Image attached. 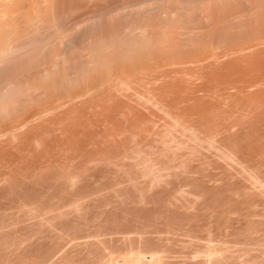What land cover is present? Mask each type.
<instances>
[{
  "label": "rangeland",
  "instance_id": "374dc122",
  "mask_svg": "<svg viewBox=\"0 0 264 264\" xmlns=\"http://www.w3.org/2000/svg\"><path fill=\"white\" fill-rule=\"evenodd\" d=\"M57 1L0 56V264H264V0Z\"/></svg>",
  "mask_w": 264,
  "mask_h": 264
},
{
  "label": "bare ground",
  "instance_id": "6f19581e",
  "mask_svg": "<svg viewBox=\"0 0 264 264\" xmlns=\"http://www.w3.org/2000/svg\"><path fill=\"white\" fill-rule=\"evenodd\" d=\"M62 1V0H61ZM181 1V0H180ZM199 1H201V0H199ZM229 1V0H228ZM246 1V0H245ZM248 1V0H247ZM260 1V0H259ZM57 0H0V56H2L3 54H5V50H6V46H8V44H11V43H13L12 41H16L17 39H15V36H16V38H18L19 39V37L17 36V33L19 32L18 30V28H20L19 26H21V23H20V21H19V19L21 20V22H23L24 23V25L23 26H25V25H27V27H31L32 28V30L33 31H35V33L36 32H39L42 28H43V25L44 24H46V23H51V24H55V22L57 21V22H59L60 20H58L60 17L58 16V14H56L57 12H56V8H58V5H60V4H58L57 5ZM75 2V1H74ZM91 2V1H90ZM196 2H197V0H196ZM195 2V3H196ZM220 2V1H219ZM242 2H243V0H242ZM248 2H250V0L248 1ZM70 3H72V2H70ZM85 3V2H84ZM162 3V2H161ZM183 3V2H182ZM181 3V4H182ZM186 3H188V2H186ZM190 3H192V2H190ZM210 3V2H209ZM228 3V2H227ZM233 3V2H232ZM253 3H255V2H253ZM257 3V2H256ZM73 4V3H72ZM79 4V3H78ZM174 4V3H173ZM200 4V3H199ZM208 4V3H207ZM216 4V3H215ZM231 4V3H230ZM241 4V3H240ZM246 4H247V2H246ZM245 4V5H246ZM259 4H260V2H259ZM262 4V3H261ZM71 5V4H70ZM87 5V4H86ZM88 5H90L89 3H88ZM176 5V4H175ZM192 5V4H191ZM195 5V4H194ZM202 5V4H201ZM211 5V4H210ZM253 5V4H252ZM61 6V5H60ZM173 6V5H172ZM179 6H180V4H179ZM205 6V5H204ZM213 6V5H212ZM239 6V5H238ZM243 6V5H242ZM260 6V5H259ZM262 6V5H261ZM264 6V5H263ZM63 7V6H62ZM79 7V6H78ZM159 7V6H158ZM219 7V6H218ZM241 7V6H240ZM253 7H255V6H253ZM67 8V7H66ZM141 8V7H140ZM139 8V9H140ZM146 8H147V6H146ZM149 8V7H148ZM155 8V7H154ZM172 8V7H171ZM170 8V9H171ZM175 8V7H174ZM179 8V7H178ZM185 8V7H184ZM202 8V7H201ZM242 8V7H241ZM245 8V7H244ZM256 8H257V6H256ZM260 8V7H259ZM65 9V8H64ZM76 9H77V6H76ZM134 9H136V8H134ZM204 8H202V10H203ZM235 9V8H234ZM248 9H249V7H248ZM247 8L245 9V10H248ZM255 9V8H254ZM253 9V10H254ZM69 10V9H68ZM186 10H187V7H186ZM243 10V9H242ZM241 10V11H242ZM259 10V9H258ZM65 11V10H64ZM161 11H163V9L161 10ZM167 11H170V10H167ZM188 11V10H187ZM190 11V10H189ZM236 11V10H235ZM250 11V10H249ZM255 11V10H254ZM61 12V11H60ZM68 12V11H67ZM78 12V11H77ZM134 12V11H133ZM164 12V11H163ZM166 12V11H165ZM182 12V11H181ZM193 12V11H192ZM194 12H195V10H194ZM198 12V11H197ZM243 12H245V11H243ZM260 12V11H259ZM142 13V12H141ZM155 13H157V12H155ZM159 13V12H158ZM168 13V12H167ZM172 13H173V11H172ZM177 13V12H176ZM188 13V12H187ZM187 13H186V15H187ZM196 13V12H195ZM231 13H233V12H231ZM239 13H240V11H239ZM64 14L66 15V13L64 12ZM69 14V13H68ZM70 14H72V12L70 13ZM134 14V13H133ZM152 14V13H151ZM164 14V13H163ZM179 14H180V11H179ZM183 14H185L184 13V11H183ZM235 14V13H234ZM241 14V13H240ZM244 14V13H243ZM248 14H251V11H250V13L248 12ZM258 14V13H257ZM63 15V14H62ZM135 15V14H134ZM150 15V14H149ZM148 15V16H149ZM193 15V14H192ZM206 15H208V14H206ZM205 15V16H206ZM237 15V14H236ZM245 15H246V13H245ZM256 14H254V16H255ZM64 16V15H63ZM153 16V15H152ZM156 16V15H155ZM183 16V15H182ZM234 16V15H233ZM232 16V17H233ZM254 16H252V17H254ZM260 16V15H259ZM263 16V15H262ZM66 17V16H65ZM64 17V18H65ZM72 17V16H71ZM112 17V16H111ZM138 17V16H137ZM157 17V16H156ZM162 17V16H161ZM164 17V16H163ZM185 17V16H184ZM184 17H183V19H184ZM237 17H238V15H237ZM236 17V18H237ZM250 17H251V15H250ZM256 18H257V16H255ZM63 18V19H64ZM113 18H114V16H113ZM130 18V17H129ZM145 18V17H144ZM242 18V17H241ZM243 18H245V16L243 17ZM247 18V17H246ZM24 19V21H22ZM68 19V18H67ZM133 19V18H132ZM142 19V18H141ZM178 19V18H177ZM187 19V18H186ZM204 19V18H203ZM248 19V18H247ZM246 19V20H247ZM252 19V18H251ZM250 19V20H251ZM66 20V19H65ZM148 20V19H147ZM153 21H154V19H152ZM165 20V19H164ZM173 20V19H172ZM175 20V19H174ZM239 20V19H238ZM249 20V19H248ZM253 20H255V19H253ZM19 21V22H18ZM62 21V20H61ZM113 21H114V19H113ZM130 21V20H129ZM166 21V20H165ZM132 22V21H131ZM133 22H135V21H133ZM133 22H132V25H133ZM139 22V21H138ZM144 22V21H143ZM142 22V23H143ZM152 22V21H151ZM159 22V21H158ZM157 22V23H158ZM163 22V21H162ZM162 22H160V23H162ZM174 22V21H173ZM182 22V21H181ZM189 22V21H188ZM90 23H91V21H90ZM92 23H94V22H92ZM91 23V24H92ZM121 23V22H120ZM125 23V22H124ZM124 23H122V24H124ZM147 23V22H146ZM150 23V22H149ZM165 23V22H164ZM176 23V22H175ZM18 24H20L19 26H18ZM47 24V25H48ZM51 24H49V25H51ZM64 24V23H63ZM136 24V23H135ZM137 24H139V23H137ZM144 24V23H143ZM156 24V23H155ZM178 24V23H177ZM183 24V23H182ZM47 25H45L46 27H47ZM57 25H58V23H57ZM88 25H90V24H88ZM105 25V24H104ZM113 25H115L114 23H113ZM146 25V24H145ZM160 25V24H159ZM167 25V24H166ZM173 25V24H172ZM106 26H108V25H106ZM136 26V25H135ZM140 26V25H139ZM153 26V25H152ZM168 26V25H167ZM174 26V25H173ZM29 27V28H30ZM49 27V26H48ZM134 27V26H133ZM158 27V26H157ZM169 27V26H168ZM219 27V26H218ZM22 28V27H21ZM26 28V27H25ZM89 28V27H88ZM90 28H92V27H90ZM126 28V27H125ZM132 28V27H131ZM141 28V27H140ZM143 28V27H142ZM141 28V29H142ZM146 28V27H145ZM153 28H155V27H153ZM162 28V27H161ZM175 28V27H174ZM179 28V27H178ZM24 29V28H23ZM23 29H21V30H23ZM27 29V28H26ZM56 29V28H55ZM169 29H171V28H169ZM169 29H167V30H169ZM181 29V28H180ZM260 29H261V27H260ZM43 30H44V28H43ZM56 30H58V29H56ZM61 30V29H60ZM63 30V29H62ZM102 30H104V29H102ZM106 30V29H105ZM129 30V29H128ZM143 30V29H142ZM149 30H150V28H149ZM151 30H153V29H151ZM174 29H172V31H173ZM184 30V29H183ZM83 31H84V29H83ZM88 31H90V30H88ZM122 31V30H121ZM134 31V30H133ZM137 31V30H136ZM135 31V33H137ZM148 31V30H147ZM154 31V30H153ZM170 31V30H169ZM181 31V30H180ZM58 32H59V30H58ZM81 32V31H80ZM143 32V31H142ZM167 32V31H166ZM21 32H19V34H20ZM26 33V32H25ZM53 33V32H52ZM51 33V34H52ZM85 33V32H84ZM103 33V32H102ZM125 33V32H124ZM131 33V32H130ZM162 33V32H161ZM171 33V32H170ZM176 33V32H175ZM174 33V34H175ZM183 33V32H182ZM185 33H186V31H185ZM18 34V35H19ZM81 34V33H80ZM100 34H101V32H100ZM110 34V33H109ZM120 34V33H119ZM127 34V33H126ZM132 34V33H131ZM130 34V35H131ZM143 34H145V33H143ZM146 34H147V32H146ZM59 35H61V34H59ZM86 35H87V33H86ZM91 35V34H90ZM89 35V36H90ZM95 35V34H94ZM124 35V34H123ZM129 35V34H128ZM132 35H134V34H132ZM131 35V36H132ZM138 35V34H137ZM155 35V34H154ZM159 35V34H158ZM161 35V34H160ZM179 35V34H178ZM181 35V34H180ZM64 36V35H63ZM83 36H85V35H83ZM82 36V37H83ZM127 36V35H126ZM131 36H130V38H131ZM141 36V35H140ZM148 36V35H147ZM165 36V35H164ZM182 36V35H181ZM246 36V35H245ZM245 36H243V37H245ZM66 37V36H65ZM92 37V36H91ZM90 37V38H91ZM120 37V36H119ZM133 37V36H132ZM137 37V36H136ZM163 37V36H162ZM168 37H170V36H168ZM20 38H22L21 36H20ZM62 38V37H61ZM104 38H106V36L104 37ZM121 38V37H120ZM145 38V37H144ZM172 38V37H171ZM175 38V37H174ZM246 38V37H245ZM58 39V38H57ZM85 39V38H84ZM99 39V37L97 38V41H99L98 40ZM119 39V38H118ZM181 39V38H180ZM243 39V38H242ZM67 40H68V37H67ZM82 40H83V38H82ZM114 40V39H113ZM128 40H129V38H128ZM142 40V39H141ZM146 40V39H145ZM156 40V39H155ZM235 40V39H234ZM240 40V39H239ZM238 40V41H239ZM80 41V40H79ZM112 41V40H111ZM111 41H110V43H111ZM138 41H139V39H138ZM158 41V40H157ZM232 41V40H231ZM238 41H235L234 43H237ZM241 41V40H240ZM239 41V42H240ZM259 41H260V39H259ZM73 42V41H72ZM89 42V41H88ZM88 42H87V44H88ZM91 42V41H90ZM94 42H95V40H94ZM115 42V41H114ZM113 42V43H114ZM127 42V41H126ZM120 43H121V41H120ZM125 43V42H124ZM139 43V42H138ZM257 43V42H256ZM259 43V42H258ZM81 44V43H80ZM90 44V43H89ZM130 44V43H129ZM168 44V43H167ZM180 44V43H179ZM178 44V45H179ZM218 44V43H217ZM220 44V43H219ZM229 44V43H228ZM227 44V45H228ZM230 44H231V42H230ZM245 44V43H244ZM254 44V43H253ZM260 44H262V43H260ZM71 45V44H70ZM84 45V44H83ZM95 45V44H94ZM116 45V44H115ZM122 45H124V44H122ZM134 45V44H133ZM156 45V44H155ZM155 45H154V47H155ZM159 45V44H158ZM166 45V44H165ZM221 45H225V44H222V42H221ZM235 45V44H234ZM242 45V44H241ZM258 45V44H257ZM55 46V45H54ZM90 46V45H89ZM92 46V45H91ZM96 46V45H95ZM105 46V45H104ZM111 46V45H110ZM126 46V45H125ZM131 46V45H130ZM143 46V45H142ZM189 46V45H188ZM217 46V45H216ZM220 46V45H219ZM230 46V45H229ZM243 46V45H242ZM242 46L240 47V48H238V49H240L241 50V48H242ZM260 46V45H259ZM258 46V47H259ZM121 47V46H120ZM127 47V46H126ZM129 47V46H128ZM141 47V46H140ZM153 47V46H152ZM157 47V46H156ZM165 46H163V48H164ZM167 47V46H166ZM175 47V46H174ZM231 47H232V45H231ZM237 47H239V44H238V46ZM244 47V46H243ZM247 49H248V44H247ZM89 48H91V47H89ZM104 48H106V47H104ZM113 48V47H112ZM133 48V47H132ZM135 48V47H134ZM133 48V49H134ZM137 48V47H136ZM160 48V47H159ZM178 48V47H177ZM176 48V49H177ZM190 48V47H189ZM219 48H221V46L219 47ZM224 48V47H223ZM228 48V47H227ZM264 48V47H263ZM9 49V48H8ZM96 49V48H95ZM103 49V48H102ZM101 49V50H102ZM108 49H110V48H108ZM108 49H106V50H108ZM122 49V48H121ZM170 49V48H169ZM168 49V50H169ZM184 49V48H183ZM230 49V48H229ZM232 49V48H231ZM244 49H245V47H244ZM252 49V48H251ZM262 49V48H261ZM98 50V49H97ZM113 50H115V49H113ZM129 50V49H128ZM165 50H167L166 48L164 49V51ZM180 50H182V48H180ZM242 50H243V48H242ZM254 50V49H253ZM257 50V49H256ZM260 49H258V51H259ZM264 50V49H263ZM8 51V50H7ZM99 51V50H98ZM110 51H112V49L110 50ZM140 51V50H139ZM174 51V50H173ZM172 51V53L173 54H171L172 56H174L175 54V51L173 52ZM177 51V50H176ZM236 51V50H235ZM246 51V50H245ZM106 52H109V51H106ZM124 52V51H123ZM122 52V53H123ZM131 52H132V50H131ZM154 52H155V50H154ZM162 52V51H161ZM171 52V51H170ZM178 52V51H177ZM176 52V53H177ZM195 52V51H194ZM196 52H197V50H196ZM237 52H239V51H237ZM243 53H244V51H242ZM95 53H97V52H95ZM104 53H105V51H104ZM142 53V52H141ZM141 53H138V54H141ZM152 53H153V51H152ZM158 53V52H157ZM180 53H182V52H180ZM199 53V52H198ZM201 53V52H200ZM203 53H204V51H203ZM236 53V52H235ZM248 53H250V55H252L251 54V52H248ZM247 53V54H248ZM253 53V52H252ZM263 53V52H262ZM261 53V54H262ZM97 54H99V53H97ZM100 54H102V53H100ZM112 54V53H111ZM115 54H116V52H115ZM154 54V53H153ZM165 54H168V53H165ZM186 54V53H185ZM192 54V53H191ZM194 54V53H193ZM196 54V53H195ZM205 54V53H204ZM203 54V55H204ZM208 54V53H207ZM229 54V53H228ZM245 54V53H244ZM255 54V53H254ZM107 55V54H106ZM118 55V54H117ZM125 55V54H124ZM171 55H169L168 57L169 58H165V61H166V63L165 62H163L164 60H162V62L164 63V65L165 66H167L168 64V66H171L170 65V63L172 62V61H174V60H172V58H174V57H172ZM176 55H179V54H176ZM175 55V60L176 59H178V57ZM200 55V54H199ZM198 55V56H199ZM206 55V54H205ZM223 55H225V53H223ZM241 55H243V54H241ZM8 56V55H7ZM93 56V55H92ZM99 56V55H98ZM110 56V55H109ZM146 56V55H145ZM183 55H181L180 57H182ZM236 56V55H235ZM240 56V55H239ZM257 56H260V55H257ZM2 57H4V56H2ZM88 57H90V56H88ZM96 57V56H95ZM106 57H108V56H106ZM122 57V56H121ZM148 57V56H147ZM156 57H158L157 56V54H156ZM171 57V58H170ZM177 57V58H176ZM184 57V56H183ZM182 57V58H183ZM189 57V56H188ZM191 58L193 57V56H190ZM189 57V58H190ZM204 57V56H203ZM224 57V56H223ZM222 57V58H223ZM228 57V56H227ZM231 57V56H230ZM237 57V56H236ZM246 57H247V55H246ZM249 57V56H248ZM256 57V56H255ZM8 58V57H7ZM105 58V57H104ZM124 58H126L125 56H124ZM135 58H136V56H135ZM138 58V57H137ZM151 58H153V57H151ZM188 58V59H189ZM193 58H196V57H193ZM235 57L233 56V59H234ZM3 59V58H2ZM98 59V58H97ZM106 59V58H105ZM143 59V58H142ZM149 59V58H148ZM161 59H164V57H161ZM167 59H168V64H167ZM187 59V58H186ZM207 59V58H206ZM205 59V60H206ZM208 59H212L211 57H209ZM225 59V58H224ZM64 60H65V58H64ZM116 60V59H115ZM172 60V61H171ZM182 60V59H181ZM180 59H179V61H181ZM194 60V59H193ZM199 60H200V58H199ZM202 60V59H201ZM204 60V59H203ZM221 60V59H220ZM223 60V59H222ZM0 61H1V59H0ZM3 61V60H2ZM1 61V62H2ZM106 61V60H105ZM125 61H128V59L127 60H125ZM130 61V60H129ZM152 60H150V62H151ZM159 61H161V60H159ZM183 61H185V59L183 60ZM196 61H198L197 59L195 60V62ZM212 61V60H211ZM210 61V62H211ZM225 61H227V60H225ZM230 61V60H229ZM111 62V61H110ZM119 62V61H118ZM135 62V61H134ZM137 62V61H136ZM187 62H191V60L190 61H187ZM207 62V61H206ZM217 62V61H216ZM56 63V62H55ZM78 63V62H77ZM82 63V62H81ZM92 63V62H91ZM96 63H97V60H96ZM120 63V62H119ZM123 63V65H118V66H120V67H118L117 66V68H116V71L118 72H116L117 73V75H119L120 73H123V72H126V73H131L132 71L131 70H133V68H132V66L134 67V65H131L132 63H124V62H122L121 61V63L120 64H122ZM142 63L144 64L145 62H143L142 61ZM153 63V62H152ZM173 63V62H172ZM171 63V64H172ZM185 63V62H184ZM202 63V62H201ZM207 63H209V61L207 62ZM212 63V62H211ZM235 63V62H234ZM51 64V63H50ZM143 64L142 65H140V66H142L143 68L147 65V63L143 66ZM155 64H157L158 65V63H155ZM175 64V63H174ZM180 64V63H179ZM183 64V63H182ZM181 64V65H182ZM199 64V63H198ZM197 64V65H198ZM215 64H217V63H215ZM221 64H222V62H221ZM48 65V64H47ZM89 65V64H88ZM93 65V64H92ZM137 65L139 66V63H137ZM151 65V64H150ZM161 65V64H160ZM159 65V66H160ZM191 65V64H190ZM223 65V64H222ZM226 65H227V63H226ZM37 66H39V65H37ZM44 66V65H43ZM57 66V65H56ZM77 66V65H76ZM104 66V65H103ZM103 66H101V67H103ZM153 66V68L155 69L157 66H155L154 67V65H152ZM158 66V67H159ZM165 66H160V68L161 69H163V68H166ZM175 66V65H174ZM189 66V65H188ZM208 66V65H207ZM96 67H98V66H96ZM95 67V68H96ZM105 67H106V65H105ZM109 67V66H108ZM116 67V66H115ZM150 67V66H149ZM177 67V66H176ZM191 67V66H190ZM210 67H211V65H210ZM209 67V68H210ZM85 68V67H84ZM88 68V67H87ZM104 68V67H103ZM102 68V69H103ZM112 68V67H111ZM119 68V69H118ZM153 68H151L152 70H153ZM160 68H158V69H160ZM171 68V67H170ZM182 68H183V66H182ZM214 68V67H213ZM66 69V68H65ZM83 69V68H82ZM89 69H92V68H89ZM118 69V70H117ZM146 69H147V67H146ZM180 69H181V67H180ZM47 70V69H46ZM50 70V69H49ZM61 70V69H60ZM67 70V69H66ZM66 70H64L65 72H66ZM95 70H97V69H95ZM99 70H100V68H99ZM98 70V71H99ZM138 70V69H137ZM136 70V71H137ZM140 70H141V67H140ZM149 70H150V68H149ZM152 70H150V71H152ZM156 71H158L157 69H155ZM155 70L153 71V72H155ZM170 70V69H169ZM175 70V68L173 69V71ZM178 70V69H177ZM183 70V69H182ZM193 70V69H192ZM84 71V70H83ZM112 71V70H111ZM123 71V72H122ZM134 71V70H133ZM146 71V70H145ZM145 71H144V73H145ZM150 71H148V72H150ZM189 71V70H188ZM191 71V70H190ZM209 71V70H208ZM236 71H238V70H236ZM81 73H82V71H80ZM101 73H102V71H100ZM107 72H108V68H107ZM183 72V71H182ZM186 72V71H185ZM194 72V71H193ZM35 73V72H34ZM56 73V72H55ZM62 73H63V78H61V79H67L68 78V75H67V73L65 74L63 71H62ZM77 73V72H76ZM84 73H87V72H85L84 71ZM111 73V72H110ZM113 74H115L114 72H112ZM126 73H124V74H121V76H125L126 75ZM134 73H136V72H134ZM139 73H141V72H139ZM166 73V72H165ZM174 73H176V70H175V72ZM192 73V72H191ZM74 74V73H73ZM79 74V73H78ZM88 74V73H87ZM94 74V73H93ZM99 74V73H98ZM105 74V73H104ZM107 74V73H106ZM138 74V73H137ZM150 74V73H149ZM36 75H37V73H36ZM89 75V74H88ZM96 75V77L98 76L97 74H95ZM95 75H92V76H95ZM109 75V74H108ZM108 75H103L104 77H99V76H102V75H99L98 76V78H95L94 80H96V83H98L99 82V84L101 83V85L103 84V86L104 85H109L110 86V84H109V82H111V81H113L114 80V78H113V80H112V78H111V75H110V77L108 76ZM117 75H116V77H117ZM133 75V74H132ZM169 75H171V74H169ZM179 75V74H178ZM32 76H33V74H32ZM115 76V75H114ZM120 76V75H119ZM185 76H186V74H185ZM5 77V76H4ZM55 77V76H54ZM74 77H78V76H74ZM126 78H127V76H125ZM124 77V78H125ZM128 77H130V75L128 76ZM34 78V77H33ZM50 79H51V76L49 77ZM59 78V77H58ZM84 78H86V77H84ZM92 77H90V79H91ZM94 78V77H93ZM123 78V79H124ZM148 78V77H147ZM177 78V77H176ZM185 78V77H184ZM39 78H37V80H38ZM43 79V78H42ZM61 79H60V81H61ZM178 79V78H177ZM176 79V80H177ZM180 79V78H179ZM8 80V79H7ZM51 80H53V79H51ZM78 80V79H77ZM93 80V79H92ZM99 80V81H98ZM131 80V79H130ZM144 80V79H143ZM152 80V79H151ZM184 80H186V79H184ZM50 81V80H49ZM53 81H55V80H53ZM68 81V80H67ZM76 81V80H75ZM90 81V80H89ZM36 82V81H35ZM34 82V83H35ZM43 82V81H42ZM72 82V81H71ZM86 82V81H85ZM84 82V86H85V84L87 85L88 83H85ZM169 82V81H168ZM3 83V82H2ZM73 83V82H72ZM94 81H93V86H95L94 85ZM170 83V82H169ZM69 84H71V83H69ZM99 84H96L97 86L99 85ZM163 84V83H162ZM168 84V83H167ZM5 85H7V84H5ZM4 85V86H5ZM60 85V84H59ZM100 85V86H101ZM4 86H3V88H4ZM70 86H72V85H70ZM77 86H79V84L77 85ZM102 86V87H103ZM167 86V85H166ZM62 87V86H61ZM83 87V86H82ZM91 87V86H90ZM89 87V88H90ZM104 87H106V86H104ZM108 87V86H107ZM152 87V86H151ZM157 87V86H156ZM42 88V87H41ZM79 88V87H78ZM85 88H86V86H85ZM88 88V89H89ZM94 87H92V89H93ZM155 88V87H154ZM223 88V87H222ZM222 88H220V89H222ZM229 88V87H228ZM227 88V89H228ZM1 89H2V87H1ZM0 89V90H1ZM73 89V88H72ZM87 89V88H86ZM95 89V88H94ZM97 89V88H96ZM143 89V88H142ZM141 89V90H142ZM167 89V88H166ZM224 89H225V87H224ZM234 89V88H233ZM5 90V89H4ZM80 90V89H79ZM150 90V89H149ZM158 90H160V89H158ZM232 90V89H231ZM230 89H229V91H231ZM2 91V90H1ZM78 91V90H77ZM91 91V90H90ZM6 92V91H5ZM11 92V91H10ZM72 92V91H71ZM79 92V91H78ZM88 92V91H87ZM225 92L227 93V91L225 90ZM76 93V92H75ZM157 93H159V92H157ZM164 93V92H163ZM72 94V93H71ZM70 94V95H71ZM81 94V93H80ZM166 94V93H165ZM164 94V95H165ZM229 94V93H228ZM231 94V93H230ZM234 94H236V93H234ZM29 95V94H28ZM61 95V94H60ZM65 95V94H64ZM68 95V94H67ZM12 96V95H11ZM47 96V95H46ZM72 96V95H71ZM160 96H162V95H160ZM239 96V95H238ZM30 97V96H29ZM77 97V96H76ZM87 97V96H86ZM8 98V97H7ZM34 98V97H33ZM38 98V97H37ZM36 98V99H37ZM45 98V97H44ZM78 98V97H77ZM162 98H165V97H162ZM227 98V97H226ZM225 98V99H226ZM230 98V97H229ZM2 99V98H1ZM5 99H6V96H5ZM30 99H31V97H30ZM73 99V98H72ZM233 99V98H232ZM239 99V98H238ZM240 99L242 100V98H241V96H240ZM8 100V99H7ZM20 100V99H19ZM61 100V99H60ZM65 100V99H64ZM63 100V101H64ZM231 100V99H230ZM235 100H237V99H235ZM2 101V100H1ZM41 101V100H40ZM67 101V100H66ZM77 101V100H76ZM233 102H234V100H232ZM243 101V100H242ZM241 101V102H242ZM3 102V101H2ZM5 102V101H4ZM9 102V101H8ZM26 102V101H25ZM34 102V101H33ZM47 102V101H46ZM172 102H174V101H172ZM230 103H231V101H229ZM237 102V101H236ZM6 103V102H5ZM19 103V102H18ZM17 103V104H18ZM22 103H24V102H22ZM235 103V102H234ZM28 104H30V102L28 103ZM174 104H175V102H174ZM238 104V103H237ZM244 103H242V105H243ZM246 104V103H245ZM24 105V104H23ZM40 105H42V104H40ZM170 105H171V103H170ZM235 105V104H234ZM12 106V105H11ZM16 106V105H15ZM29 106V105H28ZM36 106H37V104H36ZM247 106V105H246ZM249 106V105H248ZM13 107V106H12ZM18 107V106H17ZM24 107V106H23ZM160 107V106H159ZM226 107V106H225ZM227 107H228V105H227ZM230 107V106H229ZM236 107V106H235ZM238 107H239V105H238ZM245 107V106H244ZM2 108V107H1ZM10 108V107H9ZM161 108V107H160ZM232 108V107H231ZM231 108H229V109H231ZM243 108V107H242ZM11 109V108H10ZM15 109V108H14ZM25 109V108H24ZM37 109V108H36ZM35 109V110H36ZM227 109V108H226ZM238 109V108H237ZM241 109V108H240ZM239 109V110H240ZM21 110V109H20ZM19 110V111H20ZM28 110V109H27ZM162 110V109H161ZM190 110V109H189ZM233 110V109H232ZM5 111V110H4ZM246 111V110H245ZM248 111V110H247ZM6 112H7V110H6ZM37 112V111H36ZM190 112V111H189ZM192 112V111H191ZM196 112V111H195ZM208 112V111H207ZM230 112V111H229ZM228 112V113H229ZM239 112V111H238ZM250 113L249 114H251V111H249ZM11 113V112H10ZM13 113V112H12ZM162 113V112H161ZM211 113H213V112H211ZM218 113V112H217ZM225 113H227V111H225ZM247 113V112H246ZM33 114V113H32ZM38 114H40V113H38ZM220 114V113H219ZM189 115H190V113H189ZM221 115V114H220ZM225 115H227V114H225ZM236 115H237V113H236ZM235 115V116H236ZM1 116V115H0ZM14 116V115H13ZM29 116V115H28ZM33 116H35V115H33ZM194 116V115H193ZM203 116V115H202ZM207 116V115H206ZM212 116V115H211ZM228 116V115H227ZM242 116H245V115H242ZM17 117V116H16ZM22 117V116H21ZM26 117V116H25ZM214 117V116H213ZM217 117V116H216ZM218 117H220V116H218ZM225 117V116H224ZM223 117V118H224ZM239 117H240V115H239ZM242 118V117H241ZM244 118V117H243ZM15 119V118H14ZM17 119V118H16ZM19 119V118H18ZM35 119V118H34ZM210 119H211V117H210ZM209 119V120H210ZM245 119V118H244ZM13 120V119H12ZM22 120V119H21ZM196 120V119H195ZM207 120V119H206ZM214 121H215V118L213 119ZM188 121H190V120H188ZM201 121V120H200ZM217 121V120H216ZM220 121V120H219ZM231 121V120H230ZM244 121V120H243ZM31 122V121H30ZM192 122H194V118H193V121ZM197 122H199V120L197 121ZM236 122V121H235ZM250 122V121H249ZM186 123H190V122H186ZM207 123V122H206ZM210 123H212V122H210ZM221 123V121L219 122V124ZM237 123H238V121H237ZM236 123V124H237ZM248 123V122H247ZM183 124V123H182ZM192 124V123H191ZM203 124V123H202ZM208 124V123H207ZM215 124V123H214ZM219 124H217V125H219ZM228 124V123H227ZM232 124V123H231ZM10 125V124H9ZM12 125V124H11ZM13 125H14V123H13ZM194 125H195V123H194ZM197 125H198V123H197ZM210 125V124H209ZM216 125V124H215ZM216 125V126H217ZM0 126H1V124H0ZM211 126V125H210ZM219 126H221V125H219ZM243 126V125H242ZM241 126V127H242ZM12 127H14V126H12ZM193 127V126H192ZM213 127V126H212ZM228 127V126H227ZM236 127V126H235ZM9 128H11V126L9 127ZM195 128V127H194ZM197 128H199V127H197ZM200 128H202V129H205L206 130V128H203V127H200ZM211 128V127H210ZM218 128V127H217ZM220 128H222V127H220ZM5 129V128H4ZM8 129V128H7ZM223 129H224V127H223ZM228 129V128H227ZM234 129V128H233ZM6 130V129H5ZM171 130V129H170ZM189 130H191V129H189ZM211 130V129H210ZM225 130V129H224ZM240 130V129H239ZM243 130V129H242ZM8 131V130H7ZM13 131V130H12ZM173 131H174V129H173ZM201 131V130H200ZM236 131V130H235ZM241 131V130H240ZM6 132V131H5ZM11 132V131H10ZM183 132V131H182ZM195 133H196V131H194ZM222 132V131H221ZM221 132H219V133H221ZM238 132V131H237ZM247 132V131H246ZM205 133V132H204ZM242 133V132H241ZM241 133H238V134H241ZM185 134V133H184ZM187 134V133H186ZM212 134V133H211ZM218 134V133H217ZM225 134V133H224ZM235 134V133H234ZM215 135V134H214ZM232 135V134H231ZM248 135H250V134H248ZM147 136H149V135H147ZM183 136V135H182ZM187 136V135H186ZM195 136V135H194ZM242 136V135H241ZM154 137V136H153ZM220 137V136H219ZM228 136L226 135V138H227ZM229 137H230V135H229ZM245 137V136H244ZM251 137V136H250ZM185 138V137H184ZM195 138V137H194ZM233 138V137H232ZM231 137H230V139H232ZM236 138L238 139V137H237V135H236ZM242 138V137H241ZM253 138V137H252ZM256 138V137H255ZM150 139V138H149ZM198 139V138H197ZM225 139V138H224ZM223 139V140H224ZM229 139V140H230ZM237 139H235V140H237ZM153 140V139H152ZM175 140H177V138L175 139ZM195 140V139H194ZM211 140H212V137H211ZM210 140V141H211ZM215 140H217V139H215ZM221 140V139H220ZM222 140V141H223ZM226 140V139H225ZM229 140L228 141H225V145H226V142H229ZM233 140H234V138H233ZM240 140V139H239ZM196 141V140H195ZM194 141V142H195ZM213 141V140H212ZM218 141H219V139H218ZM222 141L220 142L221 144H222ZM165 143H166V141H164ZM172 142V141H171ZM207 142V141H206ZM237 142V141H236ZM196 143V142H195ZM219 143V144H220ZM240 143H242L241 142V140H240ZM239 143V147H240V144ZM169 144V143H168ZM180 144V143H179ZM204 144V143H203ZM234 144H235V142H234ZM248 144H249V142H248ZM188 145V144H187ZM225 145H224V147H225ZM228 145V144H227ZM229 145H230V142H229ZM253 145V144H252ZM168 146V145H167ZM207 146H209V145H207ZM222 145H220L219 147L221 148L220 150H222V147H221ZM232 146V145H231ZM242 146V145H241ZM248 146V145H247ZM163 147V146H162ZM166 147V146H165ZM211 147V146H210ZM238 147V146H237ZM249 147V146H248ZM248 147H246L247 149H248ZM253 147H255V146H253ZM199 148V147H198ZM245 148V147H244ZM262 147L260 146V149H261ZM177 149V148H176ZM196 149V148H195ZM209 149V148H208ZM214 149V148H213ZM226 149V148H225ZM247 149H245V152L247 151ZM250 149V148H249ZM248 149V150H249ZM260 149H258V150H260ZM238 149H236V151H237ZM243 150V149H242ZM257 150V151H258ZM155 151V150H154ZM181 151V150H180ZM190 151V150H189ZM224 152L225 151H227V150H223ZM235 151V150H234ZM153 152V151H152ZM195 152V151H194ZM196 152H198V151H196ZM207 152V151H206ZM229 152V151H228ZM249 152H251V153H253L252 151H250L249 150ZM165 153V152H164ZM205 153V152H204ZM217 153V152H216ZM221 154H222V152H221ZM127 155V154H126ZM211 155V154H210ZM213 155V154H212ZM220 155V154H219ZM231 155V154H230ZM253 155H254V153H253ZM170 156V155H169ZM191 156H192V154H191ZM214 156V155H213ZM128 157V156H127ZM132 157V156H131ZM227 157V156H226ZM241 157V156H240ZM248 157H249V154H248ZM229 158H231V157H229ZM234 158V157H233ZM242 158V157H241ZM177 159V158H176ZM221 159V158H220ZM226 159V158H225ZM234 159H236V158H234ZM185 160V159H184ZM209 160V159H208ZM238 160V159H237ZM182 161V160H181ZM233 161V160H232ZM240 161H242V160H240ZM244 161H245V159H244ZM239 162V161H238ZM248 162H249V160H248ZM254 162V161H253ZM257 162V161H256ZM141 163V162H140ZM165 163V162H164ZM206 163H207V161H206ZM222 163V162H221ZM229 163V162H228ZM163 164V163H162ZM237 164V163H236ZM243 164H245V163H243ZM242 164V165H243ZM260 164V163H259ZM207 165V164H206ZM209 165V164H208ZM207 165V166H208ZM133 166V165H132ZM146 166V165H145ZM148 166H150L149 164H148ZM215 166V165H214ZM241 166V165H240ZM184 167V166H183ZM243 167V166H242ZM246 167V166H245ZM185 168V167H184ZM202 168V167H201ZM220 168V167H219ZM253 168V167H252ZM152 169V168H151ZM215 169V168H214ZM232 169V168H231ZM242 169V168H241ZM245 169V168H244ZM179 170V169H178ZM234 171V170H233ZM257 171V170H256ZM168 172V171H167ZM188 172H189V170H188ZM220 172V171H219ZM244 172H246V171H244ZM161 173V172H160ZM247 173V172H246ZM245 173V174H246ZM189 174V173H188ZM237 174H239V173H237ZM248 174H250V173H248ZM155 176V175H154ZM186 176V175H185ZM166 177V176H165ZM176 177V176H175ZM179 177V176H178ZM163 178V177H162ZM256 178V177H255ZM147 179V178H146ZM142 180V179H141ZM154 183V182H153ZM159 183V182H158ZM162 183V182H161ZM181 184V183H180ZM260 185V184H259ZM181 187V186H180ZM262 187V186H261ZM184 188H185V186H184ZM254 188V187H253ZM184 190V189H183ZM197 190V189H196ZM199 191V190H198ZM178 192H179V190H178ZM180 195V194H179ZM185 195V194H184ZM182 196V195H181ZM187 196V195H186ZM144 197V196H143ZM170 202V201H169ZM145 204V203H144ZM144 206V205H143ZM176 209V208H175ZM216 245H218V244H216ZM220 248V247H219ZM225 251V250H224ZM217 253V252H216ZM208 259V258H207ZM206 261V260H205ZM206 264V263H205Z\"/></svg>",
  "mask_w": 264,
  "mask_h": 264
}]
</instances>
